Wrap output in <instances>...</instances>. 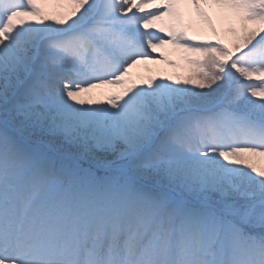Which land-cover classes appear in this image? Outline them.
Segmentation results:
<instances>
[{
    "label": "snow or ice",
    "instance_id": "6c2138e0",
    "mask_svg": "<svg viewBox=\"0 0 264 264\" xmlns=\"http://www.w3.org/2000/svg\"><path fill=\"white\" fill-rule=\"evenodd\" d=\"M0 264H264V0H0Z\"/></svg>",
    "mask_w": 264,
    "mask_h": 264
},
{
    "label": "bare ground",
    "instance_id": "6f19581e",
    "mask_svg": "<svg viewBox=\"0 0 264 264\" xmlns=\"http://www.w3.org/2000/svg\"><path fill=\"white\" fill-rule=\"evenodd\" d=\"M191 23L195 26L198 22L193 17L192 20H191ZM157 54H163V56H164V62L163 63H161V64L160 63H156V64H139V65H141L143 67L142 69L144 71H142L140 69L139 70L137 69L136 72L132 71V73L134 74L133 76H135L137 73L143 74L145 71H148V72H161L163 69H165V71L172 70V68H174V66L170 67L168 65V61H172L173 64L175 65L177 60H178V57L181 55L180 53L176 52L175 50L171 49L170 47L169 48H165L163 51L158 50Z\"/></svg>",
    "mask_w": 264,
    "mask_h": 264
},
{
    "label": "rangeland",
    "instance_id": "374dc122",
    "mask_svg": "<svg viewBox=\"0 0 264 264\" xmlns=\"http://www.w3.org/2000/svg\"><path fill=\"white\" fill-rule=\"evenodd\" d=\"M184 67L187 68V69L183 70V73H182V71L180 70V67L177 68L176 65H175L174 68H173V73L171 75L170 74H168V75L169 76H181V77L189 75L190 74V69L188 68L187 65H185ZM136 68H137V66L135 68H133L132 70L137 71ZM176 69H178V70H176ZM148 73H151V74H148ZM161 75H166V72L165 71H161V72H145V74H143L142 77H148V76L158 77V76H161ZM139 77H141V75ZM112 89L116 90L115 92H117V91L119 92L120 91V89L114 88V87L105 89L104 91L105 92H111ZM93 95H97V93H94Z\"/></svg>",
    "mask_w": 264,
    "mask_h": 264
}]
</instances>
